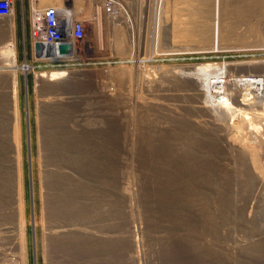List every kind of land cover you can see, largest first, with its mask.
Masks as SVG:
<instances>
[{"label": "rangeland", "instance_id": "1", "mask_svg": "<svg viewBox=\"0 0 264 264\" xmlns=\"http://www.w3.org/2000/svg\"><path fill=\"white\" fill-rule=\"evenodd\" d=\"M163 1L159 23L160 0H104L100 34L86 22L80 55L52 59L34 55L37 10L17 5L15 63L0 56V264H264V104L240 82L264 76V41L189 40L177 6L192 2ZM202 63H226L230 109L186 75ZM53 71L72 77L39 76Z\"/></svg>", "mask_w": 264, "mask_h": 264}, {"label": "bare ground", "instance_id": "2", "mask_svg": "<svg viewBox=\"0 0 264 264\" xmlns=\"http://www.w3.org/2000/svg\"><path fill=\"white\" fill-rule=\"evenodd\" d=\"M44 4L46 5H53L57 8L59 14L64 18V22L66 23V37L68 39V45L70 48V55L73 54L74 56H79L80 53L77 50V42L73 39L72 37V29L71 26L73 24V21L76 20L77 18H75L74 16V10H72V8L70 7V9H66V7H62L65 8L64 10L60 9V4L58 2H60L62 4V2L64 0H42ZM163 3H158V17H159V23L161 20V16L163 13V7H164V1L160 0ZM220 1L221 0H215V11H216V18L219 19L220 17ZM205 2L207 3V1L205 0ZM64 3V2H63ZM113 3L110 2L109 5H106L108 8H112L113 7ZM17 7V5H16ZM16 7L14 8V14H15V10ZM34 8L35 10H37L34 14H33V18L34 19H38V14L39 12H41L43 9V6L38 5V4H34ZM101 9V8H100ZM99 10V8H98ZM115 12V13H114ZM113 13L116 14L117 10L113 9ZM77 15V14H76ZM99 15V13H98ZM101 15V14H100ZM99 15V16H100ZM83 16L85 17V14L83 12ZM89 18V16H88ZM220 20V19H219ZM6 24V31L8 34V39H4V46L2 45V40L0 38V56L2 55V53H5V55H9L10 57L13 58L14 63H15V56H16V43H15V20H14V15H11V17L5 21ZM90 25V28L93 31V37L95 38L96 34L99 35L100 32L102 31V22L101 19L99 17V20L94 24V22L92 21V19H89V21H87ZM215 41H220V36H219V32L217 31L216 34V38L214 39V45H217L218 47H216V50H220L221 46V41L220 42H215ZM41 47L38 49V51L36 53H34L35 57L37 59H45V58H59L62 55H67L68 53H60L57 48L55 47H51L48 45H40ZM260 47L264 46L263 45H259ZM259 47V48H260ZM8 49L6 51H3L4 49ZM203 48H208V49H212L210 47H208L207 45H205ZM214 48V47H213ZM201 49V48H200ZM261 50V49H260ZM7 57V56H6ZM228 73V68L226 63L225 64H218V63H202L199 65H195L192 68H189V72L186 73V75H192V78L194 80H198V83L200 84L199 86L201 87L200 90L203 91V93L205 94V96L208 98L213 99L214 96H218L220 98V100L218 101V103L216 104V109L220 106H223V103H225L226 107L230 109V107L228 106V100L226 99V96L224 95L226 92V80L224 78H226ZM39 76L41 77H47L49 80H56V79H60L63 77H72L71 73L67 72H63V71H53V72H42ZM241 83H244L245 87L248 86L247 91L249 92V96L250 97H255L256 99H258L259 103H263L264 104V76L263 77H256V76H250V77H245V78H241L240 79ZM254 92V94L252 93ZM223 95V96H222ZM252 95V96H251ZM252 97V98H253ZM254 99V98H253ZM207 102V101H206ZM241 103L242 104H246L245 100L242 98L241 99ZM250 104V103H249ZM211 105V104H210ZM207 106V105H206ZM241 112V111H240ZM243 114V118H245L246 120L250 121V124L252 125V129L254 126L253 122L251 121V118L247 116V111L246 109L242 110ZM71 130H69L67 128V130H62L60 131V133L57 134L56 136V140H55V149L59 150V154L62 156L67 157L65 154L66 153H70L71 149H72V141H71V135H72ZM68 135V136H66ZM52 140V139H51ZM52 140V141H53ZM51 141V142H52ZM54 144V141L52 142ZM52 144V145H53ZM52 148V147H51ZM253 148V147H252ZM52 151L54 149H51ZM67 150V151H66ZM253 150L252 151V155H253V161H254V166L257 167L258 169H262L260 166V160L258 162L257 159V155L256 153H254ZM258 154V153H257ZM66 159V158H65ZM262 171V170H261Z\"/></svg>", "mask_w": 264, "mask_h": 264}, {"label": "crops", "instance_id": "3", "mask_svg": "<svg viewBox=\"0 0 264 264\" xmlns=\"http://www.w3.org/2000/svg\"><path fill=\"white\" fill-rule=\"evenodd\" d=\"M103 1L104 0H79L76 2L75 0H64L63 2L66 7H79L82 9L81 16H83L84 11L85 17H83V21L87 22L89 19H93V21H95L93 14L90 18V10L94 11L96 8L102 6L105 3H103ZM206 1L207 3L205 0H190L192 4H179L177 6L180 10H185V15L191 18L189 26L186 24V27L188 28L183 30V32L189 33V40L213 41L216 38L217 31H219L220 40L222 41H264V0H230L231 3H227V6H223L224 9H222L223 12L220 22L221 28H219V30H216L215 23H213L214 17H216L215 4H210L209 0ZM35 3L38 5L41 4L44 8L52 6L44 4L42 0H19L17 5L22 7V9H34ZM103 6H106V3ZM148 9L149 8L147 7V11L145 12L149 15L150 12ZM205 18L207 21H203ZM30 26L31 25L29 23V33ZM3 27L6 30L5 24ZM26 27L27 25L25 22H23V24L21 23V31L24 41L26 39ZM3 38H5V36ZM206 43L207 46H211L212 44V42H205L204 44ZM187 48L191 50L198 49V47Z\"/></svg>", "mask_w": 264, "mask_h": 264}, {"label": "built area", "instance_id": "4", "mask_svg": "<svg viewBox=\"0 0 264 264\" xmlns=\"http://www.w3.org/2000/svg\"><path fill=\"white\" fill-rule=\"evenodd\" d=\"M18 1L0 0V19L5 17L10 18L14 14V8ZM109 4V0H106V5ZM38 17V19H31L30 26V39L34 53L38 51L40 45L55 47L60 52L59 46L63 43H69L66 37L64 18L54 6L44 8L39 12ZM86 26L87 24L83 20L76 19L73 21L71 26L72 37L77 43H81L85 39L87 33Z\"/></svg>", "mask_w": 264, "mask_h": 264}, {"label": "water", "instance_id": "5", "mask_svg": "<svg viewBox=\"0 0 264 264\" xmlns=\"http://www.w3.org/2000/svg\"><path fill=\"white\" fill-rule=\"evenodd\" d=\"M40 48V46L38 47V49ZM59 50L61 53H68L69 52V45L66 44V43H63L59 46ZM28 90L26 91V105L27 107H29V98H28ZM30 161V172L32 174V164H31V159L29 160Z\"/></svg>", "mask_w": 264, "mask_h": 264}, {"label": "trees", "instance_id": "6", "mask_svg": "<svg viewBox=\"0 0 264 264\" xmlns=\"http://www.w3.org/2000/svg\"><path fill=\"white\" fill-rule=\"evenodd\" d=\"M28 80H29L30 86H32L33 84H32V76L31 75L28 76Z\"/></svg>", "mask_w": 264, "mask_h": 264}]
</instances>
